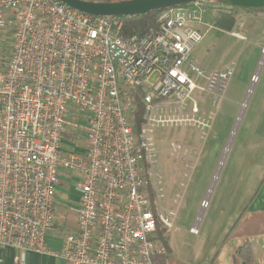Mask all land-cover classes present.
Segmentation results:
<instances>
[{"label":"built area","instance_id":"obj_1","mask_svg":"<svg viewBox=\"0 0 264 264\" xmlns=\"http://www.w3.org/2000/svg\"><path fill=\"white\" fill-rule=\"evenodd\" d=\"M213 4L163 10L156 31L130 36L122 19L59 0H0V249H13L15 264L30 252L70 264H154L166 254L158 226L173 228L177 209L166 204L153 133L211 130L216 116L193 94L207 92L219 110L235 74L191 60ZM67 134L79 152L63 150ZM187 153L171 143L172 156ZM62 171L77 175L81 197L73 232L51 253Z\"/></svg>","mask_w":264,"mask_h":264},{"label":"rangeland","instance_id":"obj_2","mask_svg":"<svg viewBox=\"0 0 264 264\" xmlns=\"http://www.w3.org/2000/svg\"><path fill=\"white\" fill-rule=\"evenodd\" d=\"M223 14L228 17L236 12L229 9ZM206 19L213 28L195 47L191 59L205 70H219L224 65L236 64L219 110L213 107L207 92L197 90L193 94L204 113L213 112L216 116L211 130L204 132L194 126H173L158 127L153 133L158 166L162 169L166 188V204L168 208L177 209L175 222L182 229H187L192 219L195 222L200 206L202 212L205 210L200 222L225 208L237 182L247 177L255 162L264 160V150L260 147L264 135L261 117L264 112V58L260 51L264 41L257 39L259 35L264 37V31L259 32L252 21L244 26L240 19L235 27V32L243 36L239 38L218 29L209 14ZM253 77H257L256 82ZM198 85L203 89L205 81L200 79ZM172 142L187 149V156H172ZM64 186L59 197L60 205L65 207L64 202L73 203L76 195L71 190L74 186L71 180L64 181ZM205 202L208 203L206 209L202 207ZM58 214L57 210L50 233L62 231L58 228L61 225Z\"/></svg>","mask_w":264,"mask_h":264},{"label":"crops","instance_id":"obj_3","mask_svg":"<svg viewBox=\"0 0 264 264\" xmlns=\"http://www.w3.org/2000/svg\"><path fill=\"white\" fill-rule=\"evenodd\" d=\"M229 9L236 12V16L234 15L236 18L235 27L242 19L244 26L249 25V21H252L259 32L264 31V0H214V4L204 15V24L198 29L207 31L206 27L209 23L206 16L208 14L213 17L216 24L219 18L226 16L223 12ZM235 27L232 31L218 29L243 38L242 35L235 32ZM211 29L206 32L205 37ZM257 39L264 41V37L261 35ZM263 50L264 47L260 53L264 58ZM193 62L195 63V61ZM231 65H235L236 70L235 63L224 65L219 70ZM215 70L217 69L206 71ZM261 117L264 123L263 111ZM260 147L264 150V135L260 141ZM63 150L67 153L79 152L74 149L70 134H67L63 139ZM68 179L74 184L71 190L75 192L76 200L73 203L64 202L67 204L64 207L60 205L59 195L64 190V181ZM77 185V175L69 171H62L55 207V214L58 210L59 220H61V225L58 228L62 231H59L60 233L52 232L49 234L50 237L48 235L46 246L51 253L61 251L64 236L73 232L75 228L76 214L74 210L78 207L81 197ZM204 212L205 210L202 212L200 206L195 222L192 219L188 223L187 229H182L174 221V227L171 228L173 230H167L163 239L167 252L165 255L155 257L154 264H264V160L255 162L250 167L247 177L244 176L241 182H237L236 190L232 191L225 208L219 209L217 213L209 215L206 221L200 222ZM194 227L198 228L197 235L191 233V229ZM157 237L159 238L158 233ZM14 256L15 251L13 249H0V264H15ZM26 264L70 263L52 254L30 252L26 256Z\"/></svg>","mask_w":264,"mask_h":264},{"label":"water","instance_id":"obj_4","mask_svg":"<svg viewBox=\"0 0 264 264\" xmlns=\"http://www.w3.org/2000/svg\"><path fill=\"white\" fill-rule=\"evenodd\" d=\"M79 12L94 16L131 17L150 12L180 7L199 0H121L90 2L85 0H59ZM225 154L223 155V159Z\"/></svg>","mask_w":264,"mask_h":264},{"label":"trees","instance_id":"obj_5","mask_svg":"<svg viewBox=\"0 0 264 264\" xmlns=\"http://www.w3.org/2000/svg\"><path fill=\"white\" fill-rule=\"evenodd\" d=\"M90 2H115L121 0H85ZM163 11V10H162ZM162 11L150 12L144 15H136L131 17H119L124 22V34L134 36H143L150 31H156L158 29V15ZM236 18L235 16L229 15L228 17H221L216 21L215 26L217 28L232 31L235 27ZM140 113H138L136 119L137 123L141 121V111H142V104L139 103ZM158 236L161 240L165 238L166 230L163 229L161 226H158Z\"/></svg>","mask_w":264,"mask_h":264},{"label":"bare ground","instance_id":"obj_6","mask_svg":"<svg viewBox=\"0 0 264 264\" xmlns=\"http://www.w3.org/2000/svg\"><path fill=\"white\" fill-rule=\"evenodd\" d=\"M249 92H251V91L249 90ZM245 102H246V101H245ZM243 106H245V104H244ZM242 115H243V113L241 112V113L239 114V116L242 117ZM239 120H240V118H239ZM234 132H235V130H234ZM234 132H233V134H234ZM228 150H229V149L226 150V153L228 152Z\"/></svg>","mask_w":264,"mask_h":264}]
</instances>
